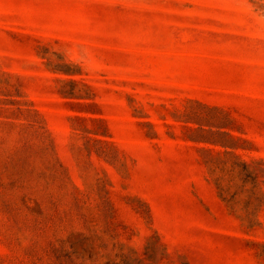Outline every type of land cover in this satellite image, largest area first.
<instances>
[{"label": "rangeland", "instance_id": "rangeland-1", "mask_svg": "<svg viewBox=\"0 0 264 264\" xmlns=\"http://www.w3.org/2000/svg\"><path fill=\"white\" fill-rule=\"evenodd\" d=\"M0 264H264V0H0Z\"/></svg>", "mask_w": 264, "mask_h": 264}]
</instances>
